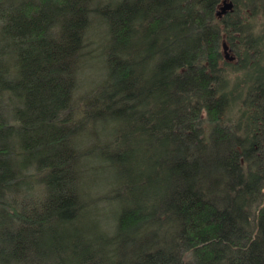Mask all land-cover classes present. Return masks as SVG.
I'll return each instance as SVG.
<instances>
[{"label":"trees","instance_id":"1","mask_svg":"<svg viewBox=\"0 0 264 264\" xmlns=\"http://www.w3.org/2000/svg\"><path fill=\"white\" fill-rule=\"evenodd\" d=\"M0 264H264V0H0Z\"/></svg>","mask_w":264,"mask_h":264},{"label":"rangeland","instance_id":"2","mask_svg":"<svg viewBox=\"0 0 264 264\" xmlns=\"http://www.w3.org/2000/svg\"><path fill=\"white\" fill-rule=\"evenodd\" d=\"M223 6V3L221 4L219 8V12H221V7ZM87 39L95 41L96 40V33L95 31H90L87 35ZM87 66L85 67L84 71L80 72V77L78 81V87L75 91L74 97L77 100L79 96L83 95V93L87 92L92 86L94 81H96L99 78V70L95 67L97 65V60L95 58L90 59L87 61Z\"/></svg>","mask_w":264,"mask_h":264},{"label":"bare ground","instance_id":"3","mask_svg":"<svg viewBox=\"0 0 264 264\" xmlns=\"http://www.w3.org/2000/svg\"><path fill=\"white\" fill-rule=\"evenodd\" d=\"M224 8H225V2H223V6H222L221 9H220L221 12H219V13H222V12L225 10Z\"/></svg>","mask_w":264,"mask_h":264}]
</instances>
